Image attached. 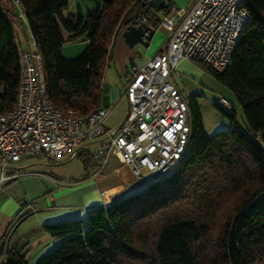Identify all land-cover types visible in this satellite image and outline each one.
<instances>
[{
  "label": "trees",
  "instance_id": "1",
  "mask_svg": "<svg viewBox=\"0 0 264 264\" xmlns=\"http://www.w3.org/2000/svg\"><path fill=\"white\" fill-rule=\"evenodd\" d=\"M67 1L18 5L41 55L48 99L65 113L83 115L101 106L102 73L117 28L138 16L156 27L172 4L167 0L158 12L145 10L146 0H94L85 14H63ZM246 8L248 21L229 64L222 70L199 64L231 90L248 132L238 126L233 104L225 109L214 102L229 128L207 133L190 93V138L176 167L137 192L90 207L82 218L44 224L56 243L31 264H264V0H247ZM17 15L0 0V113L16 101ZM60 26L68 38L87 40L77 56L61 54ZM78 156L84 165L90 158ZM0 255L1 264H30L22 249L4 242Z\"/></svg>",
  "mask_w": 264,
  "mask_h": 264
},
{
  "label": "built area",
  "instance_id": "2",
  "mask_svg": "<svg viewBox=\"0 0 264 264\" xmlns=\"http://www.w3.org/2000/svg\"><path fill=\"white\" fill-rule=\"evenodd\" d=\"M246 1L193 0L188 9L171 5L159 22L171 31L167 45L145 64L130 70L123 85L125 118L113 128L105 125L113 103L77 115L50 102L41 55L31 38V47L19 50L15 105L0 113L1 173L26 154L54 159L86 152L97 161L113 153L135 175L145 171L156 181L165 177L183 158L191 130L189 93L171 81V74L184 59L204 62L217 70L227 66L248 21ZM18 16L23 17V12ZM215 102L232 108L224 96ZM3 177L1 174L0 180Z\"/></svg>",
  "mask_w": 264,
  "mask_h": 264
},
{
  "label": "crops",
  "instance_id": "3",
  "mask_svg": "<svg viewBox=\"0 0 264 264\" xmlns=\"http://www.w3.org/2000/svg\"><path fill=\"white\" fill-rule=\"evenodd\" d=\"M1 1L7 7L14 8L17 13L22 11L20 6L12 0ZM169 1L171 4L187 9L193 3V0ZM91 3L94 7L95 1L92 0ZM63 14H65L64 11ZM18 17L15 16L12 23L15 21L22 28L25 20L23 17ZM160 25L159 23L155 27V32L146 46L136 43L129 48L131 46H128L121 36L123 27L115 34V41L120 45V64L126 60L130 63L125 82L132 68L142 66L166 47L171 31L166 30V35L158 38ZM60 31L63 38L68 36L64 29L61 28ZM16 43L19 49L30 48V33L27 40L18 38L17 34ZM139 52L144 55L141 56ZM112 59L113 55L109 49L105 66ZM178 65L185 68L188 63L186 60H181ZM115 96L116 91L112 90L111 97ZM125 114L117 125L111 126L107 124L109 113L105 119V125L110 128L118 126L124 120ZM41 158L46 161H55L65 157L53 159L45 155L26 154L20 160L10 162L3 173L0 170V177L1 174L4 175L0 180V244L4 242L6 247L22 249L27 259L33 262L56 243V240L43 229L44 224L66 218H82L90 207L103 206L115 199L137 192L143 189L151 179L147 173L135 175L127 165L120 163L113 153H110L103 161L88 157L87 163L83 164L84 170L81 177L58 176L50 169L39 170V166L50 164L40 161Z\"/></svg>",
  "mask_w": 264,
  "mask_h": 264
},
{
  "label": "rangeland",
  "instance_id": "4",
  "mask_svg": "<svg viewBox=\"0 0 264 264\" xmlns=\"http://www.w3.org/2000/svg\"><path fill=\"white\" fill-rule=\"evenodd\" d=\"M91 1L92 0H68L67 6L63 11L65 14L77 13V11L80 9L81 12L85 14L88 9L93 7ZM172 5L174 7H181L174 4ZM13 26L16 30V40L17 34L18 38L20 39H29V29L26 21L22 23V28H20L19 24L15 21H13ZM60 28L62 27L60 26ZM165 31L166 28L160 25L158 38H161L162 35H166ZM86 45L87 40L83 37H64V41L61 46V54L68 58L75 57L85 48ZM132 47L133 46L129 48ZM109 49L114 60L112 59L109 64L104 67L100 100L102 106H109L112 103L114 104L107 119V124L114 126L119 123V120L126 112L127 102L123 95V84L127 79V69L130 67V63L129 60H126L123 64H120V45L115 41V37L112 39L111 44L108 47V50ZM139 54L141 56L144 55L142 52H139ZM186 62L188 65L185 68L179 67V63L177 64L176 69L171 74L170 79L172 82H175L177 86L183 90V92L194 95V99L202 116V122L205 131L207 133H213L214 131L229 128L228 116L223 114L214 105V102L218 97L224 96L234 106L233 113L235 114L238 126L242 130L248 132V126L245 121L242 108L231 90L226 85L219 82L210 72L204 70L198 61L186 60ZM126 65L127 68H125ZM112 90L116 91V96L113 98L111 97ZM227 113L231 114L232 111H227ZM40 161L50 164L43 167L39 166V170L45 171L44 169H50L53 174L58 176L72 175L74 177H81L83 174V163L77 156L71 159L64 158L55 161H46V159L41 158ZM143 173L146 175L145 171ZM1 262L2 257L0 255V264ZM29 262L31 264L33 263V260H29Z\"/></svg>",
  "mask_w": 264,
  "mask_h": 264
},
{
  "label": "water",
  "instance_id": "5",
  "mask_svg": "<svg viewBox=\"0 0 264 264\" xmlns=\"http://www.w3.org/2000/svg\"><path fill=\"white\" fill-rule=\"evenodd\" d=\"M166 1L167 0H146L141 2V5H146L145 10L149 7L152 10L159 12L166 4ZM122 27L121 36L123 37L124 42L129 46H133L136 43H141L145 46L148 45L155 32V27L143 20L141 16L125 23ZM120 28L121 27L117 28L116 33Z\"/></svg>",
  "mask_w": 264,
  "mask_h": 264
}]
</instances>
